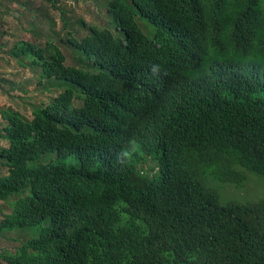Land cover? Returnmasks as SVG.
Masks as SVG:
<instances>
[{
  "label": "trees",
  "instance_id": "obj_1",
  "mask_svg": "<svg viewBox=\"0 0 264 264\" xmlns=\"http://www.w3.org/2000/svg\"><path fill=\"white\" fill-rule=\"evenodd\" d=\"M103 7L13 50L63 92L1 111V264H264V199L217 191L264 179V0Z\"/></svg>",
  "mask_w": 264,
  "mask_h": 264
},
{
  "label": "rangeland",
  "instance_id": "obj_2",
  "mask_svg": "<svg viewBox=\"0 0 264 264\" xmlns=\"http://www.w3.org/2000/svg\"><path fill=\"white\" fill-rule=\"evenodd\" d=\"M54 1L56 7L48 0H0V125L5 123L2 110L13 108L32 119L35 104L50 101L51 97H57L63 92L56 87L47 90V85L40 84V76L34 70L22 66L13 57V50L19 42L46 45L52 37L56 44L61 45L60 38L66 40L70 37L71 26H74L73 37L86 35V31L77 24L80 19L88 25L106 24L103 7L106 0ZM62 51L68 58L67 63L73 64L70 51L63 45ZM7 146L9 142L0 138V149ZM217 191L223 203L258 202L264 199V179L249 174L243 185L218 184ZM11 212V206L0 200V223L5 213ZM9 236L14 239L19 237L18 234ZM14 239L0 238V251H14L19 245Z\"/></svg>",
  "mask_w": 264,
  "mask_h": 264
}]
</instances>
